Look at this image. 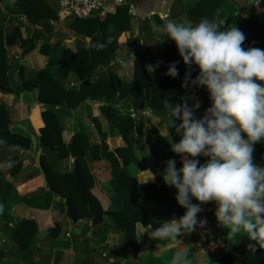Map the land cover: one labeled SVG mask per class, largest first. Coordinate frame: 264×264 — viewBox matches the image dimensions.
Returning <instances> with one entry per match:
<instances>
[{
    "label": "trees",
    "instance_id": "16d2710c",
    "mask_svg": "<svg viewBox=\"0 0 264 264\" xmlns=\"http://www.w3.org/2000/svg\"><path fill=\"white\" fill-rule=\"evenodd\" d=\"M127 1L125 5L116 9L115 15L108 14L101 20L98 17L92 19L68 17L72 19L69 23L70 29L82 37H89L90 41L86 43L83 38L75 52L69 49L62 50L56 60L57 68L45 67L27 76L24 66L20 65L17 70V82L13 81L11 75L13 63L9 61V49L17 44L20 48L18 58L22 59L35 48L37 36L32 34L28 38H23L18 25L11 24L5 27L4 24H0V93L18 97L21 93L36 91V101L43 107L41 118L44 124L34 133L38 142H35L34 137L22 129L18 128L19 131L15 133L12 130L16 124L10 120L8 104L0 98V141L3 142L0 143V205H3L0 216L5 221V225L2 226L3 230L10 233L13 241L12 248L9 250L0 246V264H20V261L23 263L24 259H26L25 264H30L33 253L37 252L35 236L40 226L33 220L34 218L25 217L14 227L7 226L11 219L13 206L21 202L31 211L47 217L53 198L58 196L65 201L66 215L72 223L80 219H90L93 225H98L104 217H108L116 230L122 232L120 234L121 246L131 247L132 257H135L138 251L136 226L137 224L147 226L149 223L143 203H161L168 196L167 186L160 175L165 166L162 136L155 128L147 129L142 120L131 118L129 109L116 108V103H126L137 112L149 107L153 110L154 116L162 119L168 128L167 107L164 101L166 93L168 91L178 92L174 105L185 101L189 104L187 97L189 88H183L181 84L186 73H190V76L194 78L198 69L195 66L191 68L186 66L174 42L169 41L157 56L150 50H140L133 62L132 80L130 82L121 81L113 67L119 64L118 60L114 59L119 46L118 37L122 31L129 28L126 24L129 25L132 17L130 13L128 14V10L130 11L129 2L133 0ZM224 1L194 0L179 4L182 8L180 13L192 24L197 23L201 18L221 23L219 19L217 22L216 13L221 9ZM253 1L255 3V0ZM258 1L261 3L260 9L262 10L259 16L253 11L244 22L236 24L246 37L242 45L244 48L264 49V0ZM14 6L11 12L7 10L9 14L25 15L27 20L33 24L47 23L51 18L57 19L58 11L53 9L46 0H16ZM4 12L5 10L0 7L2 21H5L8 16ZM170 13L180 14L172 9ZM116 18L121 21L114 22ZM155 18L160 21V25L164 24L159 16L155 15ZM110 23L114 25L111 31L108 30ZM221 28L223 29L222 25ZM40 50L48 54L50 44H43ZM172 62H176L175 66L178 70L176 77L165 74ZM152 63L160 65L162 80L148 71ZM70 75H74L79 81L78 86H70L69 83L65 85L62 81ZM100 99L105 101V104L99 107L100 113L108 123L107 131H101L100 142L91 141L82 130L74 131L66 141L64 136L66 130L59 119V111L75 110L88 100L99 101ZM201 110V108L197 109L195 115H198ZM93 121L97 122V119L93 118ZM175 123L178 124L180 121L176 120ZM168 129L173 141H178L179 136L175 133V128L169 127ZM143 130L146 131V135H143ZM114 131L122 138L123 145L111 149L106 136ZM141 138L146 140L152 161L156 164L161 163L160 172H154L155 181L149 184L138 183L135 177L137 171L146 167L136 149ZM33 145L35 153L41 149L40 164L46 183L31 195L20 196L7 177H15L23 170L22 161L33 151L31 150ZM19 150L27 151L26 154L23 152L20 154ZM69 158L73 159L70 169L60 170V161ZM199 159L203 163L207 157ZM253 159L257 164L264 166L263 142L254 145ZM100 160L110 166V185L114 192L113 201L106 210H103L101 202L93 194L96 186L93 162ZM180 166L181 160L179 159L177 169ZM195 203L198 202L195 201ZM208 205L211 208L205 206V203L200 205L202 211L197 214L198 219L202 216L214 217L215 205L211 202H208ZM180 210L182 213L185 211L182 207ZM51 227L57 229L58 225L52 224ZM51 227L49 230L52 229ZM210 228L213 229L211 233H205L207 242L218 243L230 249V252H226L228 251L226 249L222 250L213 264H264V249L257 247L252 252L247 248L249 243L247 238H241L243 244L237 246L234 243L237 238L227 235L226 228H219L214 224ZM192 234L194 235L195 232ZM13 252H26V254H23L19 260L15 258L18 255H13ZM8 255L15 259H5ZM110 259L111 257L107 256L104 258L106 261ZM168 260L165 259L164 262ZM109 264H121V261L116 259Z\"/></svg>",
    "mask_w": 264,
    "mask_h": 264
},
{
    "label": "clouds",
    "instance_id": "9594fccd",
    "mask_svg": "<svg viewBox=\"0 0 264 264\" xmlns=\"http://www.w3.org/2000/svg\"><path fill=\"white\" fill-rule=\"evenodd\" d=\"M222 23L208 18L195 24L167 20L156 29L162 36L158 41L174 42L183 63L198 69L194 78L186 73L181 87H202L210 101L199 118V101L167 105L168 128L174 127L180 139L173 142L169 133L165 136L170 150L181 157V166L177 169L176 161L168 159L160 175L176 190L175 201L185 211L153 230L148 225L146 231L150 239L177 243L170 264H189L192 245L178 237L206 225L197 214L208 202L215 205L217 227L247 238L252 252L264 249V166L253 159L254 145L264 142V49L244 48V33L235 25L222 29ZM175 63L169 64L166 75L176 77ZM200 157L207 159L201 163Z\"/></svg>",
    "mask_w": 264,
    "mask_h": 264
},
{
    "label": "crops",
    "instance_id": "0c3cea01",
    "mask_svg": "<svg viewBox=\"0 0 264 264\" xmlns=\"http://www.w3.org/2000/svg\"><path fill=\"white\" fill-rule=\"evenodd\" d=\"M46 1L51 5L53 9L58 11L57 19L51 18L49 22L37 25V24H33L30 21H28L25 15L18 14V13H15V14L8 13V11L11 12V9L16 3V0H0V7L3 10H5L4 13L8 14L5 21H2L0 19V24H4L5 27L11 24L18 25L23 38H28L32 34H35L37 36V38L35 37L36 38L35 48L30 53H27L22 59L18 58L19 51H20L19 46L16 44L10 47L9 61L13 63L12 69H11L12 70L11 75H12V79L14 82H17L18 80L17 70L20 65L24 66L25 73L27 76L31 73L33 74L37 73L45 67L57 68L56 60L62 50L69 49L75 52L79 46V43L83 40V38L86 43L90 41L89 37H82L78 35L75 31L70 29L69 23L72 22V19L64 18L63 14H59L60 0H46ZM191 1H194V0H133V2L131 3L129 2L130 6L133 8V13H131L132 12L131 10L130 11L128 10V14L130 13L132 17H131L129 25L124 22V26L126 24V27L127 28L129 27V28L120 33L118 37L119 46L115 52L116 56L114 58L116 60H122L123 62L122 64L120 65L118 64L115 67H113L117 76L119 77L121 81L128 82L127 80L124 79V77H127L128 73H129V76H128L129 78L130 76H132L133 62H134V59L136 58V54L140 50H147V51L150 50L158 54L164 48V46L168 44L169 40H167L166 38L162 41H159L158 45L159 46L161 45L162 47H160V49L156 52V48H158V46L156 45L155 37L161 39L162 36L156 31L158 26H161V25H160V21L156 20L155 15L159 16V19L163 21L164 23L167 20H175V21L186 23V24L191 23L189 20L185 18V16H183V14L180 13L182 9L181 5L179 7V4H185L187 2L189 3ZM171 9L178 11L180 14H171L170 13ZM115 14L116 13L113 12L110 14V16H113ZM161 16L162 18H165V19H162ZM216 16H220V13L217 12ZM92 18H96V17H91V19ZM216 18L218 22V19L220 20V18L219 17H216ZM99 19L101 20V18ZM117 20L121 21L117 18L114 19L113 21L115 22ZM112 29H114V25L110 23L108 30L111 31ZM135 42L137 44H135ZM45 43L50 44V52L48 54H45L41 52L40 50L42 45ZM132 54L134 56H132ZM152 64H155V63H152ZM62 81H64V83H69L70 86H78V83H79V81L76 79L74 75H70L67 79H64ZM36 94H37L36 91L24 92V93H21L18 97H16L15 95H12V94L0 93V98H2L5 102L8 103V108H9V112H11V116L14 117L17 114L18 115L21 114L23 116V119L15 120V122L11 121L13 124H16V127L14 129H18V128L21 129L19 126L20 125L24 126V125L20 124L19 122H23V120L29 119V118H30L29 121L33 125L35 123V124H38L40 127H42L43 124H42L41 119H39V115H38L39 111L36 110V107L41 106V105H39L38 102L36 101V98H37ZM14 98L16 99V101H15V104L12 105L11 101L12 100L14 101ZM90 101L93 102L95 100H88L85 103H83L80 107L76 108L75 110H69V111L60 110L59 119L61 120L63 126L66 127V125H70V129H72L73 126L74 127L81 126L83 128H86L84 126L85 122L82 120V117H83V114L87 112L86 118H90V115H89L90 114V110H89ZM97 103L99 104L100 102L97 101L96 104ZM118 104L121 105L123 104V102L116 103V105ZM39 110L41 111L42 108L41 109L39 108ZM28 111H31V114L28 113ZM91 111L92 113L94 112L92 109ZM80 119L82 120L81 121L82 125H79ZM66 120L67 122L64 123ZM25 127L29 128L30 126H25ZM34 127H32L33 128L32 130L35 133V131L37 130H35L36 128ZM71 134L72 133H70V136ZM116 138L117 136L111 135L109 136V138H107V140H109L110 142L111 141L117 142L118 139ZM23 154H26V153H23ZM27 160H28V155L25 156L24 162ZM104 162L105 161L103 160L93 162V168L96 174V186L93 189V194L101 202L103 210H106L114 197V192L111 187L109 188V186L105 185L106 183L102 185V182H105V181L101 180L100 176H102L104 172L103 170L105 167ZM145 165H147V163ZM24 166H23L22 172L24 171V168H25ZM62 167H64L65 169H70L69 159L60 161L59 168L62 169ZM145 170L146 168L139 171V173H143ZM22 172L20 174H22ZM38 172H39L38 177L40 176L41 183L37 186V188H35L36 190H33L35 192H37L45 184L44 178L41 175L39 169H38ZM20 174L17 175V177L16 176L7 177V180L12 179V182L10 183H14L13 181H17V179L21 177ZM28 176L29 175H27L26 178ZM30 177L34 178V175L33 176L30 175ZM136 179L139 180L137 177ZM25 182H26L25 184L28 185L30 184L29 182L31 181L29 180ZM14 187L16 188L20 196H27L33 193L32 190H29L26 193H23L22 191L19 192L17 187L16 186ZM106 188H109V189H106ZM64 202L65 201L61 199L60 197L58 196L54 197L52 200L50 209H49V215L47 217H44V215L41 213L31 211L22 202L13 206V208L14 207L15 208L14 209L12 208L11 210L12 218L15 217V213L17 214L15 209L19 208L20 214H23L24 217L32 216L34 220H36L40 226L38 233L35 236V244H36L35 247L37 249V252L33 253L32 261L30 262V264H43V262L47 261L46 258L42 257V252H41L42 250H41V247H39L40 245L39 243L42 241L43 242L49 241L52 238L57 239L60 236L61 231L63 230L65 231L69 230V233L67 234V236L71 235V237H73V239L69 238L68 242L66 243L68 247L71 248V253L75 254L74 257H76V261L73 262V264H104L101 260L102 258L98 250L101 249L100 244H102L106 240V237L108 236L107 234H109V230H110L109 219L108 221L107 219H105L104 222L102 220L103 223L102 222L99 223L98 227L96 226V228L93 227L95 225L91 223L92 221L90 219H80L76 223H72V221L66 215V205ZM12 212L14 214H12ZM201 218H203V216ZM12 223H13L12 221H9L7 224H9V226L12 227ZM104 223L108 224L107 234L105 233L101 237L93 238L95 240L91 241L92 240L91 235L94 234L95 231L98 235ZM52 224L58 225V228L53 229L51 227ZM81 224H82V228L80 227ZM50 227L52 228L51 230H49ZM58 230H59V233H58ZM0 237H5V235L0 233ZM181 238L182 237H178V239L182 241ZM65 239L66 238L62 237V234H61V238L59 241L62 242ZM204 239H205V234H204ZM154 243H155L154 245L150 246V249L147 255V260L149 264H170V259H171L170 256H172V253L176 250V247H177V246L173 247V245H175L176 242L172 240H168L165 242H160V241L155 240ZM203 245H205V247L204 246L201 247L203 248L201 250L202 253H206L210 255L214 254L216 252V249L220 246L218 245V243H214V244L209 243L206 241V239ZM11 248H12V243L9 245L7 249H11ZM56 249H59L61 251L64 250L59 247H56ZM23 254H26V252L25 253L13 252V255H18V256H15V258H19V260L22 258ZM10 258L15 259L14 257L10 255L5 257V259H10ZM133 259H135L134 256L130 259L131 261L129 262L131 264H136V261L134 262ZM165 259H169V260L167 262H164ZM67 262L68 260H63V254H59V256L56 258V264H70ZM25 263H26V259H24L23 263L20 261V264H25Z\"/></svg>",
    "mask_w": 264,
    "mask_h": 264
},
{
    "label": "rangeland",
    "instance_id": "374dc122",
    "mask_svg": "<svg viewBox=\"0 0 264 264\" xmlns=\"http://www.w3.org/2000/svg\"><path fill=\"white\" fill-rule=\"evenodd\" d=\"M61 2V0H60ZM52 3V2H51ZM260 1H258L257 3H254L253 0H225L222 5H221V9L218 11L220 13V16H216L220 18V22L223 21L222 23V27L223 29L227 28L228 26L231 27V25H235L237 23H242L245 21V19L251 15V12H255V14H257V16H259L258 14H260L262 12V10L260 9ZM60 11V10H59ZM60 13V12H59ZM165 16V15H164ZM169 16V15H167ZM237 27V26H236ZM155 42L156 45L158 46V48H156V52L160 49V47H162L161 45L159 46V38L155 37ZM139 40V39H138ZM135 44H137L135 42ZM137 47V46H136ZM135 47V48H136ZM147 51V50H146ZM149 57L151 56L150 52L148 53ZM155 54V56H157L158 54ZM147 56V58H149ZM151 58V57H150ZM151 66L154 68V71L151 72V74L153 76H155L158 79L162 80V71H161V67L159 64H151ZM129 73L127 75V77H124L125 80H127L128 82H130L132 80L133 77V72H132V76H130V78L128 77ZM65 85H67V83H65ZM178 94V92H173V91H168L166 93V97L164 99L166 107L167 105H174V102L176 101V95ZM188 97V101H189V106H191L193 103H195L196 101L200 102V108L202 109L201 112L198 115H195L197 118H199L202 114L203 111L206 107L209 106L210 101L208 100V96H207V92L204 88H196V87H189V94L187 95ZM16 99L14 98V101L12 100L11 103L12 105L15 104ZM35 102V100H34ZM96 101H90V106H89V110H90V118H86L87 112H85L83 114L82 120L85 122L84 126L86 128L83 127H72V129H70V125H66L65 127V139L66 141L69 140V136L70 133L73 134L74 131L76 130H82L83 132H85L91 139V141L93 142H100V138H101V131L105 132L107 131V121L106 119L102 116V114L100 113V105L101 104H105V101H103L102 99L99 100V102L101 103H97ZM6 104H8L6 102ZM39 108H43L41 106H37L36 110L39 111L38 115H39V119H41L42 124H43V120L41 118V111L39 110ZM116 108L122 109L123 110H127L129 109H133L131 107L128 106V104H121V105H117ZM91 109L94 111L92 113ZM134 110V109H133ZM56 112H58L57 109H55ZM135 112H137L136 110H134ZM60 112V111H59ZM28 113L31 114V111H28ZM138 119L142 120L144 126L151 130L153 128L157 129L159 134L162 136L163 138V146L162 149L165 150V158H164V162H166L168 159H174L176 161V165L177 162L179 161V159L181 160V157L177 154H174L171 150H170V144L168 141V138L165 136L169 133V129L166 127L165 122L158 118L155 117L153 114V110L150 109L149 107L145 110H141L139 112ZM140 113H142L143 115H141ZM13 115V114H12ZM14 116V115H13ZM12 118V119H11ZM93 118L97 119V122L93 121ZM18 119H23V116L21 114H17L16 116L12 117L11 116V112H10V120L14 121L18 120ZM29 119H25L23 120V122H19L20 124H23L24 126H30L29 128L33 129L32 127L36 128L35 130H38L40 128V126L38 124L34 125L29 121ZM80 119V123L81 121ZM67 120L64 122L66 123ZM17 123V122H16ZM44 125V124H43ZM38 128V129H37ZM12 131H14L15 133L18 132V129H13ZM116 131H114L112 134H109V136L111 135H115L117 136L116 141L114 142H110L109 140H106L107 143L109 144V147L111 149H114L118 146H122L123 145V141L122 138L120 137V135H116L115 133ZM71 134V135H72ZM143 135H146V131L143 130ZM109 136H106V139L109 138ZM180 139V137H179ZM171 140L173 141V139L171 138ZM110 142V143H109ZM176 142V141H173ZM113 143V145H112ZM138 146H137V152L139 154V156L142 157L141 160H143V163H147L146 165V170L143 173H139V171L136 172V177L139 179L137 182L138 183H144V180L153 175L154 176V172H160V167H161V163L156 164L155 161H152V157L150 154V150L149 148L146 146V140L145 138H141L138 141ZM264 143V142H263ZM32 152H30L28 154V160L24 162V160L22 161V168L23 166L24 171L22 172L21 177H19L17 179V181H13L14 183H12L14 186L17 187V189L19 190V192H23L26 193L29 190H36L35 188H37V186L41 183V179L40 176L38 177V168L35 166V155L36 153L34 152V145L32 146ZM27 151V150H26ZM26 151H21L19 150L20 154L23 152L25 153ZM12 156V155H11ZM72 161L71 158H69V166L71 167L72 165ZM104 172L102 174V176H100L101 180L105 181L102 182V185L105 184L106 186H109V188L111 187L110 185V181H111V175H110V166L104 162ZM6 170V169H5ZM4 170V171H5ZM62 171H66L67 169H65L64 167H62V169H60ZM31 173V174H30ZM18 174V175H19ZM29 175L27 178L26 176ZM30 175H34V178L30 177ZM17 177V176H16ZM110 177V178H109ZM145 177V178H143ZM14 180V178H13ZM31 181L29 182L30 184H25V181ZM9 182H12V179L8 180ZM140 181V182H139ZM155 181V176L154 179L149 180L147 183H153ZM109 183V184H108ZM167 186V185H166ZM106 188V189H109ZM175 189L171 186H167V194L168 196L166 198L163 199V202L161 203H157V202H153V203H149V202H144L143 203V208L147 211L148 217H149V223L148 225H152L151 228L149 230H153V228H155L156 226L160 225V223H162L163 221L172 218V217H176L179 218L181 215H183L182 211L180 210V207L178 206V204L175 201ZM35 192V191H33ZM173 192V194H172ZM113 201V199H112ZM193 203H195V201H192ZM205 206H207L208 208H211L208 203H205ZM15 208V207H14ZM13 208V209H14ZM15 211L17 212V214L15 213V217H11L12 223V227L16 226L17 224L20 223V220L27 217V216H23V214H20L19 212V208H16ZM12 214H14L12 212ZM21 217V218H20ZM30 219H33L32 216H30ZM107 219L108 221V217H104L103 218V222L104 220ZM201 219L206 220V225L203 228L197 229L195 231V234H190V235H184L182 236V243L188 244L190 243L192 245V249H191V254L188 258L189 260V264H213V262H215L216 259H218L220 252H222V250H225L226 248H224V246L220 245L217 249L216 252L212 255L210 254H206V253H202V246L205 247V245H203V243H205V239H204V234L206 232L211 233V228L210 226L212 224H214L215 226L217 225L215 217L212 216H205ZM34 220V219H33ZM37 225L38 222L36 220H34ZM102 222V223H103ZM0 233L4 234L5 237H0V246H2L5 250H9L7 249L9 247V245L11 243H13L12 241V237L10 236V233L6 230H3V225H5V221H3V219L0 216ZM92 223V222H91ZM11 224V223H10ZM109 224H110V230H109V234H107V225L106 223L103 224L102 228L99 231V234L97 235L96 231L94 234L91 235L92 240H95L93 238H98L103 236L105 233L108 235L106 237V240L100 244V250L99 253L101 254V260L104 264H109L111 261H114L116 259L119 258V260L121 261V264L124 263H128L130 261V259L132 258V250L131 247L129 246H121V233L122 232H118L116 230V228L114 227L113 223L111 222V220L109 219ZM147 226H142L141 224H137L136 226V241L138 242V251H137V255L135 256V259H133V261H136V264H149L148 260H147V255H148V251L150 249L151 245H154L155 240L150 239L148 234H147ZM9 227V224L7 225ZM93 226V225H92ZM96 226L98 227V225L93 226L94 228H96ZM10 227V228H12ZM80 227L82 228V224L80 225ZM153 227V228H152ZM69 233V230H63L60 233V236L57 239H50L49 241L46 242H40L39 247H41V252H42V257L46 258L47 261L43 262V264H56V258L59 256V254H63V260H68L67 263L73 264V262L76 261V257L75 254L71 253V248L68 247V245L66 244L70 239H73V237L67 236V234ZM61 234L62 237H65L66 239L62 242H60V238H61ZM3 238V239H2ZM236 241L234 242L237 246H242V239L239 236H236ZM76 241V239H75ZM207 241V240H206ZM177 243L175 245H173V247H176ZM56 247L62 248L64 249L63 251L56 249ZM118 247V249H117ZM226 252H230L229 248H227ZM240 253V251H239ZM107 257H111V259L109 261L104 260V258ZM214 260V261H213ZM71 261V262H70Z\"/></svg>",
    "mask_w": 264,
    "mask_h": 264
},
{
    "label": "built area",
    "instance_id": "2783aa9c",
    "mask_svg": "<svg viewBox=\"0 0 264 264\" xmlns=\"http://www.w3.org/2000/svg\"><path fill=\"white\" fill-rule=\"evenodd\" d=\"M126 2L127 0H61L59 14H63L64 18H103L115 12L118 7L125 5ZM130 10L133 13L131 6ZM132 56L134 55L132 54ZM118 63H122V60H118ZM110 65H113V63H110ZM129 113L131 118H138L133 109H130Z\"/></svg>",
    "mask_w": 264,
    "mask_h": 264
},
{
    "label": "water",
    "instance_id": "95a60500",
    "mask_svg": "<svg viewBox=\"0 0 264 264\" xmlns=\"http://www.w3.org/2000/svg\"><path fill=\"white\" fill-rule=\"evenodd\" d=\"M19 127L22 130L26 131L27 133L31 134L34 137L35 142H38V138H37V136H35V134H34V132H33V130L31 128H28V127H25V126H22V125H20ZM40 156H41V149H38L37 152H36V155H35V165L39 169V171H40L41 175L43 176L44 181L46 183L44 171H43V169L41 167V164H40Z\"/></svg>",
    "mask_w": 264,
    "mask_h": 264
}]
</instances>
